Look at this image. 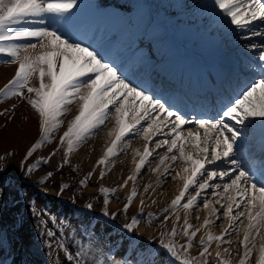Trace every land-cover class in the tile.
Listing matches in <instances>:
<instances>
[{
  "label": "snow or ice",
  "instance_id": "obj_1",
  "mask_svg": "<svg viewBox=\"0 0 264 264\" xmlns=\"http://www.w3.org/2000/svg\"><path fill=\"white\" fill-rule=\"evenodd\" d=\"M208 3L231 50L226 70H204L177 84L154 78L158 63L151 46H141L143 41L128 45L117 56L115 35H103L95 28L85 32L78 26L81 0H0V56L3 64L15 66L14 75L0 87V101L12 99L0 117L13 120L16 102L26 103L38 129V138L27 147L18 167L9 163L15 152L5 150L0 155V264H29L17 255L25 229L21 206L32 217H45L33 225L39 230L40 247L47 248L49 256L53 250L62 251V264H89L86 253L93 248L103 257L96 264H233L226 257L234 245L243 249L235 264H251L254 250L255 264H264V0ZM89 5L100 17L114 15L105 11L106 5ZM129 60L138 62L135 74L127 67ZM74 107L76 113L59 135V143L32 162L42 145L51 147L63 118ZM109 120L113 122L107 133L110 140L79 185L85 186L97 169L103 179L113 158L126 152L129 141L141 137L143 150H135L134 169L119 185L123 189L133 182L131 191L122 210L110 212L107 205L115 189L100 188L102 210L92 215V202L73 209L84 217L78 229L66 236L61 220L57 235L48 227L49 222L57 223V217L37 211L34 193L29 191L46 181L28 185V177L60 152L59 169L69 166L76 171L71 154ZM156 157L159 163L151 171L159 173L158 183L170 179L182 186L161 210L160 225L165 230L144 237L138 226L152 222L154 215L145 216L143 195L139 212L130 218L128 213L138 195L135 181ZM57 187V195L71 191L66 184ZM150 187L144 188V194ZM201 206L206 214L194 226L191 214ZM13 211L12 229L6 231L4 217ZM119 215L125 222L114 223ZM221 218L226 226L220 233L206 231L196 243L197 234ZM99 230L112 241L110 245H104ZM176 237L184 243L178 245ZM213 243L214 253L209 251ZM194 247L198 256L190 254Z\"/></svg>",
  "mask_w": 264,
  "mask_h": 264
},
{
  "label": "rangeland",
  "instance_id": "obj_2",
  "mask_svg": "<svg viewBox=\"0 0 264 264\" xmlns=\"http://www.w3.org/2000/svg\"><path fill=\"white\" fill-rule=\"evenodd\" d=\"M81 2L83 3V6L80 12H83L82 14L84 17L80 20L79 15L81 14H78L77 17V23L80 22L81 25H84L86 21L91 18H96L97 22H100L101 24H103L105 21L103 17H100L95 13L93 7L89 4L93 6L96 4L106 5L107 10H115L116 8L114 3L109 5L110 1L107 0H81ZM144 4H146L147 11H149L151 15V18L148 19V23L153 25L155 24V21L160 20L161 23L166 26L167 32L163 37L164 40L170 42L174 38L180 40V43H184V47L187 45L186 52H183L187 55L188 59L193 58V55H199L194 52V50L190 51V48H192V45L190 44L197 45L201 42V38H204V35L207 31L213 30L215 18L212 14V9L208 3V0H145ZM125 24L126 19H120L117 29L122 30L125 27ZM190 26L193 29H189L188 32H185L184 30L187 29L186 27L189 28ZM80 27L83 28L82 26ZM201 27L203 28L200 31L199 28ZM95 29H99L101 31L103 26L96 27ZM142 34L143 33L138 34L139 39H142ZM221 35L223 40L226 42V39H224L225 33L222 32ZM225 49L227 52L231 51L228 46L225 47ZM2 60L3 57L0 56V61ZM8 80L9 79H7V81ZM7 81L5 83H7ZM3 103H5V101H0V111H2L5 107H10L12 102L9 105ZM27 110H30L31 115L33 116L32 110L26 103L17 101L16 109L14 113H11V115L14 116L13 120L8 121L6 118L0 117V155H2L5 150L15 152V158L9 161V163L14 168L18 167V161L23 156L27 147H29L33 142V139L38 138V129L35 128H31L32 132L31 134L29 133L26 138H21L20 136L19 127L22 124V121L20 118L18 119V117L20 115H24ZM75 113L76 108L74 107L69 113L65 115L61 129L54 134L51 147L48 144L42 145L41 148H39L35 153L32 162L42 156H47L51 151V148L55 147V145L59 143V135H62L63 131L66 130L68 121L74 116ZM5 124H7V127H5ZM33 124H35V122H33ZM112 127L113 122L111 120L107 121L98 132L89 137L86 142L80 146L79 150H77L78 152L76 151L77 153L75 152L71 154L70 159L72 161V166L75 167L76 171L70 170L69 166L59 169V165L62 163L63 156V153L61 152L51 160L49 165H41L40 168L36 169L33 174L28 177V185H36V182L40 180L46 181L43 184L36 185L34 188H29V191L34 193L33 198L37 202V211L47 210L50 214L57 217V223L55 225H53L51 222L48 223V227L52 228L57 233V235L60 233L61 225L59 221L61 220L64 221L63 231L66 236H71L73 230L78 229L80 221L84 219V217L81 212L73 211V209H81L86 203L92 202L94 204L92 215H96L102 210L103 195L100 192V188L102 187L115 189V191L112 192L111 198L107 205L108 210L110 212H119L122 210L123 204L126 202V197L131 191L130 189L132 188L133 182H129V185L123 188V191H121L119 185L123 183L124 179H126L134 169L133 161L135 150H143L144 142L141 137H136L129 141L130 147L127 148L126 152H121L117 157L113 158V163L106 169L103 179L99 178V170L97 169L93 176L89 178V182L85 186L79 185V181L84 179L87 172L91 171L93 167L96 166V161L101 157L105 146H107L110 140V137L107 135V133ZM99 154L101 155L98 156ZM161 154L163 153L161 152ZM135 159L138 160V157H135ZM86 160L87 162H85ZM158 163V157L152 159L151 165L147 166L146 169L142 171V174L138 175L137 180L135 181L138 195L135 197V203L128 213V218H130L133 214H137L139 212L141 207L139 201L141 195H143L145 201L143 211L145 216L148 213H152L154 215L152 222L142 223V225L138 226V234L144 237L158 236L160 231L165 230V227L160 225V220L163 218L161 215V210L170 204L171 199H173L175 195L178 194V189L180 186H182V182L172 181L170 179L158 183L157 176L159 173H154L151 171V169L155 168ZM179 167V165H176L177 171L179 170ZM162 170L163 166H161V171ZM48 172H51L52 175L48 176ZM172 174L174 175L175 172ZM60 184L71 186V191L65 190L62 194L57 195L59 191L57 185ZM148 185L151 187L149 188L148 193L144 194V188ZM38 187L41 188V190H37ZM87 187L89 188L87 189ZM45 191L47 192L46 195L43 194ZM153 200H155L156 203H152ZM182 213L183 210L178 213L181 217V224L183 221ZM20 214L24 217L25 229L22 233L24 238L23 247H19L17 249V255L23 260L28 261L29 264H62L64 260L62 251L57 252L53 250L51 256H49L46 255L48 249L40 247V238L37 236V232L39 230L35 229L33 225L35 224L36 220L45 219V217H32L25 211L23 206L20 207ZM205 214L206 212L202 210L201 206V210L195 211L191 214L190 222L194 226H199V223H202L203 216ZM15 215L16 213L13 211L4 217L3 226L6 231L12 229V219ZM197 216H200V221L196 220ZM88 219H91V216H89ZM125 219L126 218L123 215H119L114 223H123L125 222ZM174 220L175 216H172L168 222L167 228H171L172 221ZM93 223H95V221H93ZM225 226V222L223 218H221V220L215 225H210L207 230H202L201 233H198V236L196 237V243H198L199 237L201 235H205L206 231H210L212 234L218 235ZM99 235L103 237V243L105 246H108L112 243L103 230H99ZM230 238L232 240L237 239L236 236H232ZM240 238H242V234ZM73 242L74 241L69 240L65 241V243L69 244ZM176 242L178 245L184 243L180 237H176ZM83 243L86 245L87 241H84ZM53 248L55 249V243L53 244ZM74 250V248L70 247V251ZM113 251H116V249L113 248ZM211 251L213 253L215 252V243ZM198 252L199 249L196 247L190 249V254L193 256H198ZM242 252V248H237L234 245L231 249V255L227 256L226 258L235 264L237 260V254H242ZM257 255L258 252L254 250L253 256L251 258V264H255V258ZM86 258L88 259L89 264H96V262L103 259V257L99 254V252L96 251L95 248L87 251Z\"/></svg>",
  "mask_w": 264,
  "mask_h": 264
},
{
  "label": "bare ground",
  "instance_id": "obj_3",
  "mask_svg": "<svg viewBox=\"0 0 264 264\" xmlns=\"http://www.w3.org/2000/svg\"><path fill=\"white\" fill-rule=\"evenodd\" d=\"M107 1H110L109 5L114 3L116 5V8L115 10L114 9L107 10L105 8L106 11H108L109 13H114V15L110 17H103L105 20L103 24L97 22L96 18H91L87 20L84 25H81L80 22L77 24L78 26H82L83 27L82 29H84L85 32H87L90 29L103 26V29L100 31L101 34L109 37L111 35H115L117 37V47L116 49H114V55L119 56L121 51L127 48L128 45L131 44L135 46L136 44H140V42L143 41V44L141 46L145 49L151 46L154 60L158 63V67L155 71L154 78L160 80L162 74L169 75L170 80L175 79L177 84L181 83V80L179 79L180 76L181 78L184 77L189 78L190 76L194 77L197 73L209 69L212 70L213 72L220 71L221 73H223L226 70V64L230 52H227L225 49V47H227L228 45L227 42L223 40L221 35L222 32L224 33V30L222 26L219 23H217L216 19L214 22L213 30L207 31L206 34L204 35V38H201L200 43H198L197 45L190 44L192 45L190 51L194 50V52H196L199 55H193V58L190 59H188L187 55L184 56L182 55V57L178 58L177 55L180 53L177 50L179 49L181 52L180 47L183 45L179 43V40L174 38L170 42H167L166 40L163 39L165 33L167 32L166 30L167 28L165 25L161 23L160 20L155 21V24L153 25L152 24L150 25V23H148V19L151 18V15L149 11H147L146 4H144L145 0H107ZM82 13L83 12L79 13L81 14L79 15V20L84 17ZM122 18L126 19V24L122 30H119L117 29V26L120 19ZM186 28L187 29L184 30L185 32H188L189 29H193L191 28V26L189 28L188 27ZM202 28L203 27L199 28V30L201 31ZM140 33H143L142 39H139L138 34ZM224 39H226V37H224ZM1 62L2 61H0V87L3 86V84L7 81V79H10V77L14 75V71H15L14 65H7ZM127 67L130 73L135 74L138 70V62L135 60H129L127 63ZM11 102L12 99H9V100H5V103L3 104L9 105ZM27 111L24 113V115H20L18 117V119L20 118V120L22 121V124L19 127L21 138H26L29 133L31 134L32 132L31 128L37 129V126L33 124L34 118L31 115L30 110ZM100 155L101 154H99L98 156ZM89 160H90V156H89ZM85 162H87V160ZM88 188L89 187H87V189ZM37 190H41V188L38 187ZM123 190L124 189H121V191ZM135 199L136 198H134V203H135ZM182 217H183V213H182ZM213 245L214 243L210 247L209 251H211Z\"/></svg>",
  "mask_w": 264,
  "mask_h": 264
}]
</instances>
